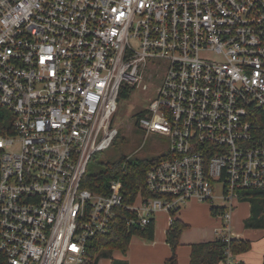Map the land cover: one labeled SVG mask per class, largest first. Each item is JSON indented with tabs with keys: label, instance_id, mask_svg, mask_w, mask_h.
Masks as SVG:
<instances>
[{
	"label": "built area",
	"instance_id": "built-area-1",
	"mask_svg": "<svg viewBox=\"0 0 264 264\" xmlns=\"http://www.w3.org/2000/svg\"><path fill=\"white\" fill-rule=\"evenodd\" d=\"M160 77L138 126L170 148L149 196L82 186L118 135L126 87ZM263 126V133L260 127ZM221 186L217 195L216 186ZM264 189V0H0V250L10 264H83L117 219ZM172 220V217H171ZM224 262L231 264L228 247Z\"/></svg>",
	"mask_w": 264,
	"mask_h": 264
},
{
	"label": "trees",
	"instance_id": "trees-1",
	"mask_svg": "<svg viewBox=\"0 0 264 264\" xmlns=\"http://www.w3.org/2000/svg\"><path fill=\"white\" fill-rule=\"evenodd\" d=\"M134 89L135 87L124 88L119 100L129 98ZM146 113L147 111L143 110L134 115L137 127H139V118ZM260 132L263 133V126L260 127ZM97 154L94 155L92 160ZM163 157L164 155L132 159L123 156L118 160L104 163L103 169L99 172L87 169L82 186L98 193L108 194L111 190V180H118L120 183L119 191L124 196V203L132 204L137 200L140 193L145 196L150 195L145 183L147 170L152 164ZM241 200L249 202L251 206V214L244 221L245 227H264V189L244 190L241 193ZM225 211V206H212L211 208L214 216H222L225 214ZM170 215L172 220L167 230L166 238L172 247L173 255L167 261V264H178L177 248L181 244L182 233L188 228V225L178 216V210H171ZM154 231L155 220H152L144 227H130L123 218H119L109 233L97 235L89 239L87 243V259L83 264H99L101 258L111 257L115 251L126 253L133 236L138 235L152 240L154 238ZM228 247L232 255H238L250 251L252 242L242 237L231 236L229 241L225 238L217 237L214 240L194 243L192 244L190 264H221L226 259L225 251ZM0 264H10L7 256L1 250ZM111 264H128V262L125 260H113ZM261 264H264V261Z\"/></svg>",
	"mask_w": 264,
	"mask_h": 264
},
{
	"label": "rangeland",
	"instance_id": "rangeland-1",
	"mask_svg": "<svg viewBox=\"0 0 264 264\" xmlns=\"http://www.w3.org/2000/svg\"><path fill=\"white\" fill-rule=\"evenodd\" d=\"M151 72H153V70L148 68L145 74V83H147V87L139 85L132 91L129 98L120 101L118 110L113 117V124L118 128L119 135L115 140V143L109 149L98 153L95 158L90 161L88 165L90 171L99 172L103 169L104 163L118 160L123 156L132 159L137 157H157L166 154L169 150L170 141L167 137L158 134H147L146 131L136 126L134 115L150 106L151 100L156 93V85L161 83L160 77L149 79L148 74ZM216 192L217 195L220 194V185L216 186ZM242 203L248 204L247 201L240 200L236 203V207ZM225 204L226 203L219 198L213 199L212 202L193 199L179 203L180 208L178 210V215L188 225V228L185 231L189 232L188 236L194 238L196 237V234H199L200 236L203 232H209L214 227H223V224H225L226 221L224 220L223 222L221 217L214 216L211 213V208L212 206H224ZM169 217L170 212L164 211L156 214L154 237L158 227L160 229L162 228L164 234H166L167 225H169ZM143 238L144 237L138 235L133 236L126 253L115 251L111 257L101 258L99 264H111L113 260H125L129 262L130 259L128 258L130 257L131 252L135 249L132 247V244L142 241ZM185 238L186 237H183L182 241H184ZM169 247L171 249V254L173 255L172 247L170 245ZM178 248L177 258L179 261ZM168 260H166L164 264H167Z\"/></svg>",
	"mask_w": 264,
	"mask_h": 264
},
{
	"label": "crops",
	"instance_id": "crops-1",
	"mask_svg": "<svg viewBox=\"0 0 264 264\" xmlns=\"http://www.w3.org/2000/svg\"><path fill=\"white\" fill-rule=\"evenodd\" d=\"M250 214L251 206L249 202L248 204L242 203L238 207L235 205L233 213L227 222V225L231 229L232 236L242 237L252 242L251 250L242 254L233 255L231 264H261L264 261V227L246 228L244 221L250 216ZM217 217H221L222 220L224 219L222 216ZM170 223L171 215L169 217V225H167L166 234ZM222 229L223 227H214L211 231L203 232L200 236L199 234H196V237L194 238L188 236L189 232H185L187 230L185 229L181 236V246L178 248V264H190L192 244L214 240L220 235ZM157 230L152 241L143 238L142 241L132 244V247L135 249L131 252L130 257L128 258L130 259L128 264H164L165 261L171 257V249L168 245L169 243L167 242L166 234H164L162 228L160 229L158 227ZM183 237H186L184 241H182ZM221 264L228 263L222 262Z\"/></svg>",
	"mask_w": 264,
	"mask_h": 264
}]
</instances>
